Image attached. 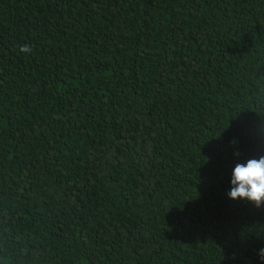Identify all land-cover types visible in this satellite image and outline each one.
Masks as SVG:
<instances>
[{"label":"trees","instance_id":"1","mask_svg":"<svg viewBox=\"0 0 264 264\" xmlns=\"http://www.w3.org/2000/svg\"><path fill=\"white\" fill-rule=\"evenodd\" d=\"M262 155L264 0H0V264H264Z\"/></svg>","mask_w":264,"mask_h":264},{"label":"clouds","instance_id":"2","mask_svg":"<svg viewBox=\"0 0 264 264\" xmlns=\"http://www.w3.org/2000/svg\"><path fill=\"white\" fill-rule=\"evenodd\" d=\"M20 51L30 53V45H21ZM230 190L227 195L231 199H247L260 207L264 203V155L248 159L245 163H236L232 169ZM257 256L264 261V247L257 251Z\"/></svg>","mask_w":264,"mask_h":264}]
</instances>
